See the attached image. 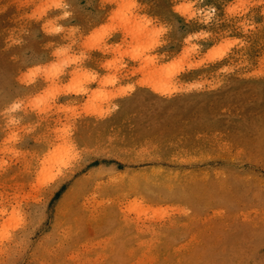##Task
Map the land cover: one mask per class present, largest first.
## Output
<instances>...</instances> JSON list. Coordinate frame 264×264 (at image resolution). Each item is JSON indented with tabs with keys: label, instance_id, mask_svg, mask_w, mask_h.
<instances>
[{
	"label": "rangeland",
	"instance_id": "obj_1",
	"mask_svg": "<svg viewBox=\"0 0 264 264\" xmlns=\"http://www.w3.org/2000/svg\"><path fill=\"white\" fill-rule=\"evenodd\" d=\"M0 264H264V0H0Z\"/></svg>",
	"mask_w": 264,
	"mask_h": 264
}]
</instances>
